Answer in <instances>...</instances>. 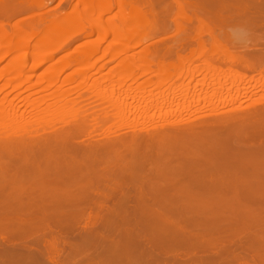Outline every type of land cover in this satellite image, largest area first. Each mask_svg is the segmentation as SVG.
<instances>
[{"label": "bare ground", "instance_id": "obj_1", "mask_svg": "<svg viewBox=\"0 0 264 264\" xmlns=\"http://www.w3.org/2000/svg\"><path fill=\"white\" fill-rule=\"evenodd\" d=\"M63 1L64 0H58L56 3L53 2L55 3L54 5L51 4L52 6H50L49 2L52 3L51 0H0V264H57L59 262L57 258L59 257L62 259V264H74L76 258L77 262H75V264H264V232H251L250 230L252 227L250 225L247 226L251 227L248 228L250 231L249 234L245 222L244 225L246 228L243 224V228L237 226L236 228L238 229L235 227H233V229L232 224V226L229 224H224L226 225L225 227H218L220 226L219 223L217 227L220 230H217V227L210 228L214 225L207 224V226L200 225V227L202 226L203 228H200L198 224L196 226L199 227V229H197L195 226L197 218L194 216L192 219V221H195L194 223L191 220L190 222H185L186 220H182L180 222L178 221L179 219H177V221L174 220L175 222L167 221V225H164V228L167 227L165 230L163 227L158 229L155 228L154 230H156L157 233L154 230L152 231L149 229L150 231L155 232L157 235H151V237H146L145 233L147 231H143L144 236L140 237L139 235L143 234L140 230H138L139 228H131L128 225L129 229H135V231H140L141 233H136L134 230L130 229L131 232H133L129 233L131 234L129 236H127L128 233L126 232L125 235L127 234V238L122 235L119 236L118 234L117 236H119V239L116 241L118 243L117 244L114 242V232L116 231L114 228L118 225L115 223L116 218L112 220V218L116 217L117 215L119 216L120 213L124 212V209L126 211L132 207L135 208L136 206H132L134 204L143 205L144 203L145 206L143 207L152 208L154 205H156V201L160 200L158 199L161 198L160 196H163V199L164 196H166L165 202H168L167 199L170 195V197H174L176 199L177 196H180V199L186 198L184 199L186 200V205H181L182 203L179 204V206L181 205L183 208H193L195 206H200V204H203L204 201L207 202L208 200L209 203L211 201H215L216 199L219 200L220 197L218 198V196H225V193H218L222 190V188H219L221 190H217V187H212V185L210 188H205L206 185L203 186L202 183V185L200 184L198 187H196L197 184L196 186H194L195 184L192 185L189 183L191 178H188L190 180L189 182H187L188 179H186V181L183 183L173 182V177H170L171 182L168 181L170 178H168L167 175H172L170 174L171 170H168L169 168L164 167L162 164V168L160 164L157 163L155 165L153 164L154 166L150 165L151 167L153 166L152 169L150 167H145L146 163L148 164V161L149 164H151L154 156H159L157 154L159 151L163 153V151L166 149L167 152V148L169 149L170 147L175 151V148L172 147L174 145L170 144H174V142L177 140L176 136L180 137L181 135V137H184L185 134L186 136L188 134V137H190L191 135H194V133L192 132L193 134H189L188 132L191 131L182 130L188 127H180L178 129L180 131H157L156 129V131H148V128L146 127V129L145 126H143L147 131H145L144 128H142L140 131V125L135 126L134 123L136 124V122L133 123V120L138 121L139 119L137 120V118L140 117L139 114H142L141 111L144 109L142 108V110L141 107L139 109H135L139 113L138 114L136 111L137 115L135 113V119L134 116L133 118H127L128 113L126 114L125 112H128L130 109L127 108V110L124 112V104L127 105V103L130 102L129 105H127L130 107L132 101L126 102L128 99L123 100L122 97L127 96V92L130 91L140 93V91L144 90L145 88L143 86H147V83L149 84L151 81L149 79H151V77L154 78V76L157 83L152 84L156 85L154 89L156 90L155 93H158L159 97L161 98L160 101L165 99L166 96L169 98L175 96L176 98L177 92L174 91L171 94V86H174L175 89L180 88V92L182 93V91H184L183 94L186 96L187 93L195 89L196 85L199 87L200 84L204 85V88L201 90L199 95L195 93L193 95L189 94L190 98L184 99L180 103H177L179 104L178 106L176 104L177 107L175 106L173 109L170 106V108H168L170 111L169 114H173L171 116H174V112L179 114L184 110H186V113H184L187 114V117H189L188 113L196 114L191 118L189 117L190 119H187L186 115L184 116V119V117L181 115V118H177V126L190 125L191 127L193 124L192 127L194 128L200 124L201 126H198L200 129L202 127L206 128L204 126L207 125L212 126L211 124H214V122L226 125V117H233L231 120L229 118V121H233L234 117H239V119L237 118L239 124L242 122V119L246 118L247 121V119L249 120L250 118L255 124L262 122V124L259 123L262 126L264 123V0H73L72 2L70 1L71 5L69 2L62 6ZM66 6L70 7L68 11L65 10L67 8ZM108 12L113 13L105 17ZM234 27H237L238 30L239 28L246 30L249 33H247L248 36L245 37V35H243L244 38H241L231 35L230 33L232 32H229V30L231 28L233 29H231L232 31L237 29ZM171 28H173L174 31L172 29L171 35L165 36L164 31L167 30L170 32L169 29ZM162 31L165 37H162V35L160 37L156 35H159V33ZM234 33L235 32H233V34ZM148 34L149 36H151V34L152 36L155 34L158 38L154 40L149 38ZM146 35L148 38L145 37ZM77 39L82 41L77 43L75 46L70 47L69 45H74L72 42ZM145 39H150V43L153 44L148 43L150 45L149 46L147 43H145ZM132 42L134 44H132ZM146 42H149V40ZM140 43L144 44L142 45L144 47L140 45L142 48L138 52L136 49L139 48L138 44ZM133 49H135L136 52L134 53L136 54L130 53ZM58 55H60V57H58ZM173 55L176 56L177 61L175 57L173 58ZM214 56H217V58ZM106 60H109L108 62H110V60L116 61V65L113 64L114 66L111 67L109 71V86L107 88L101 87L100 79H98V77L96 79L95 75H93V81L88 83L87 79H89L93 73L99 71ZM195 61L199 62V65H196ZM71 66L74 67L71 69L72 71H69L68 73L66 72V75L61 77V74L64 73V70L66 68H70ZM136 66L139 69V73H136L134 70ZM37 69L41 70L38 71ZM94 69L97 71L94 72ZM202 70L206 71L203 72ZM201 71L204 73L201 76L203 79L199 78L202 79V81H193L191 86V83H189L191 81L190 79H192V76H194L196 73L198 75V73ZM253 72L257 73L259 77L255 78L256 76L252 75ZM207 73H209L210 76H207L208 78L206 79L205 74ZM183 74L184 76L182 80L186 77V75L187 77L191 75L189 77L190 79L185 81V84L183 82L181 83L183 86L180 85L177 87L176 84L173 85L174 80H170L169 83L168 80L173 79L171 77H175L174 79L177 81L179 80L177 77ZM102 77L104 76L102 75ZM139 77H143L142 79L144 82L141 79V84L139 82L137 83L138 85L135 84L134 86L132 85V81L130 84H124L125 80L130 78L136 80V78L139 79ZM204 78L208 81H206ZM101 80L103 81L102 78ZM252 81L255 83H251ZM78 89L80 91L87 90L91 92L93 95L99 98L98 100L101 103L103 102V105L106 102L107 105L105 104L104 107H108V105L112 106L110 110H112L111 112H114L115 116L119 119V123L121 122L123 126L126 124L135 126L133 128H137L138 131H135L133 128V130L131 129L132 131H120L121 129L119 131H110V129L106 130V128H108L111 123H108L109 125L106 123V125H108L106 127L105 122L107 120H109L108 122H112L109 117L111 116V112L108 113L107 110L103 111V109L106 108H103L102 111L99 108V112L95 113L94 111V113L91 114L92 112L90 113V111L86 112L87 109L85 111L84 108L83 110L80 109V107L82 108V105L79 106L77 103L78 101L76 104H74L76 98H70L71 93H77V97L81 98L80 91H77ZM177 90L179 92V89ZM104 92H106V94ZM119 92L124 93V95L119 97ZM139 93L130 95L131 99L137 101L138 97H142L141 95L138 96ZM259 93L261 94L260 96L258 95ZM136 95L137 97L135 100ZM154 96L155 94L153 97ZM184 98H187V96ZM198 98H201L200 101ZM241 98H243V100ZM143 99L141 98V101ZM249 99L250 101H248ZM244 100L246 102L241 104V102ZM138 101L140 102V99ZM144 101L147 100L145 99ZM170 101H172V99ZM170 101H168V103L172 104ZM234 101L237 103L235 104ZM164 103L166 102L163 100L162 104ZM232 103H234V105ZM73 105L77 106L75 107ZM137 105L139 106V104ZM226 105L228 106L225 107ZM127 106H125V108ZM142 107H144V105H142ZM114 108H116V111ZM135 108L138 107L135 106ZM170 109L174 112H172ZM145 113L143 112V114ZM197 113H201L203 116L214 115L212 122H209V119H212L211 117H209V119H207V117L206 119L208 122H205V116L203 117L201 114L197 115ZM158 114L161 116L162 112L161 114ZM163 114H168L167 109ZM150 115L153 116V114ZM93 116L96 118L94 119ZM144 117H140L141 119L137 122V124L139 122H144ZM146 118L144 119L147 120ZM152 118L153 117L150 116V119ZM222 118L223 120L224 118L226 120L223 121L221 120ZM236 118L234 120L235 122H237ZM217 120H219V122L223 121L225 123H219ZM164 123L163 125H165ZM206 123L208 124L205 125ZM230 123L233 124L232 122ZM202 124L204 125L202 126ZM247 124H249V122H247ZM142 125L145 124L142 123ZM219 126L222 127V125ZM245 126L246 125L244 124V127ZM192 127L191 129H193ZM255 127H257V124ZM255 127L252 126L254 129L250 127V130L245 128L248 130L243 129V133L247 132L248 134H251L252 132H258L260 127H257L259 130L257 129L254 131ZM233 128H231L232 131L229 129L228 131L233 133ZM236 128L239 129V127ZM113 129L116 128L114 127ZM124 129L126 128L124 127ZM262 131H264V129H262ZM200 133L203 134V132ZM207 133L204 129V134L208 135ZM212 133H214V131ZM235 134H237V131ZM199 135L200 134H198V136ZM242 135L243 136L239 135V137L245 138L244 134ZM198 136H196V138ZM201 136L204 135H200V137ZM252 136H254V133ZM170 137L172 139L174 137L176 140L171 139L174 141L171 142ZM191 139L193 140L194 138ZM191 139L189 138V141H191ZM163 140L164 142L167 141V144H165L170 146H167L166 148ZM199 140L201 141V138ZM177 141L179 142V140ZM183 141L180 143H183ZM236 141L237 140H235V142ZM197 142L199 141L197 140ZM201 145H204L203 147L208 148L206 144L201 143ZM211 145L212 144L209 143V146ZM202 146H200V144L198 145V147ZM196 147L197 146L194 148L195 150ZM187 148L190 149L189 146ZM187 148H182L178 152H181V150H186ZM162 149L164 150L162 151ZM213 149L211 146V150H217L215 147H213ZM211 150L209 151V154L210 152H213ZM199 151H196L197 155H199L198 153L203 152V150L200 152ZM206 151L208 153V149H206L205 152ZM105 152H107L106 155L109 154L107 155L109 162L112 160L111 162L114 164L118 163L119 165L121 163L123 165L126 160H131L130 164L128 161H126L125 164H129L128 166H121L120 164L121 168L129 167L126 170L134 168L135 170H131V172H136L138 169H143L144 167L147 168V170L149 168L151 170L155 168L154 171H152L154 172L153 175H155L154 181H150V179L153 180V177L149 176L152 178L148 179V182L145 180V183H143L142 180H138L142 183L138 182L137 184H134L136 180L133 181L134 179H132V175H129V178L124 175L125 172L120 174L119 170H116V172L118 171L117 173L119 174V177L122 174L124 175L122 178H118V174H115V170L113 171V169H111V171L115 175H112L113 177L116 176L117 178H111L110 168H112L111 166L114 164L109 163V165L105 163L106 165H104L105 161L108 162V159L105 158ZM207 153L206 156L209 155H207ZM213 154L214 153L210 154L209 156H212ZM110 155H112L113 158H110ZM217 155L221 157L220 154ZM129 156L133 157L134 159H138V161L136 162L135 159L132 162V159H129ZM161 156L163 155L161 154ZM201 156L202 155H200V158ZM215 156L216 154H214L213 157L215 158ZM250 157L252 158L251 155ZM119 158L122 160L126 158L127 159L124 162L120 159V161L123 162L122 163L119 161ZM211 158L212 157H209L210 160L207 158L210 164L209 167H211L212 164V167H215V169H223L222 171L224 173H220L221 169L216 170L217 173L213 170L214 168L212 169L213 171H210V168L207 167L208 164H205V168L209 169H207L208 171L206 169V171H201L202 166H199V169H201L200 172H210L208 177L210 174L214 176L217 175V177L212 176V179L210 178L211 176L209 177L210 179L208 180L211 181L210 184L216 182L221 184L220 180L222 175H229L225 171L230 172V174L233 175V172L231 173L230 171L231 169L233 171L236 170V175L235 177H231V181L229 179L230 182H232V179L236 180L233 181L235 184H237L236 182H238V180L239 182L245 178H247L246 180H249V176L245 175V167L251 166L249 168H251L250 170L252 171L256 165L259 166V164L253 165V163H241L242 165H240L238 162L239 164H234L233 160L232 165H229L231 159H226V162L228 161L229 164H225L226 162L224 160L223 163H221L222 160L219 161V159L217 160L215 158V161H218L216 164L213 163V161L211 163ZM224 158L225 157H223V159ZM238 158H236L237 161L239 160ZM259 158L258 160L260 161ZM116 159H118L119 162ZM204 160L207 161L206 159ZM212 160L214 159L212 158ZM166 165L168 166V164ZM173 165L169 167L174 169ZM176 165L177 167L178 165L180 166V164ZM176 165L174 166L176 167ZM260 165L264 164L261 163ZM114 166L116 168L117 165ZM121 168L119 169L122 171L123 168ZM165 168L168 169L166 170ZM196 168H198V165H196ZM259 168L261 170L264 169V167L262 168L261 166H259ZM238 169H241L240 172L243 171L242 173H244L243 175L245 176H243L242 173H239ZM123 170L125 171V169ZM261 170H259V172ZM144 171L146 170L144 169ZM191 171L196 170L194 169ZM188 173L192 172L189 171ZM238 173L240 175H238ZM202 174L199 176L200 174L198 172L196 175L201 178L199 181H202V177L203 180L205 176L207 177V174L205 175L204 173V176H202ZM246 174H248V172ZM249 175L251 174L249 173ZM162 176H165V178ZM196 176L191 174L192 180L193 177ZM225 176H223V178H228ZM126 177L127 179L129 178L133 181V184L131 183L133 186H128L126 189V185L125 190L124 186L122 185L126 184ZM180 177L181 179L183 178L182 176ZM109 179H114L115 181L112 180L111 183V180ZM124 180L125 182L120 183ZM214 180L217 181L215 182ZM227 180L225 182H228L229 184L230 182ZM224 181L222 182L224 183ZM226 187H223V189ZM196 189L199 190L197 191ZM208 189L213 193H210L209 195L206 194ZM119 190L122 192L121 195L119 194ZM230 192H232V195H234V193H236V195L238 194L235 188L230 189L229 193ZM245 192L243 193L245 194ZM110 195H112V199H115L116 196L126 198V196L129 197L132 195L131 198H135H132L131 200L137 199L140 203L134 202L132 205L129 204V208L126 206L128 203L127 202L125 204L126 207H124V205L121 203L123 201H121L122 199L120 197H117V200L119 201L117 202L116 199V201H113L110 198ZM114 196L115 198H113ZM155 196H157L156 201V198H154ZM181 196H184V198H181ZM172 198L171 201L173 203L175 201H173ZM208 198H211L210 201ZM224 198H229L228 194ZM239 199L240 198H238V200ZM123 200L125 199L123 198ZM229 200L232 199L230 198ZM91 202L92 204H90ZM147 205L149 207H147ZM220 205L221 204L216 207L218 208ZM85 207H91V211L95 212L96 218L99 217L100 220L102 219V222H100V220H97V222L102 224L97 225L99 227L96 228H91V226L84 228L82 226L84 230H81L82 228L79 229L80 232L77 231V233H79L78 236L74 238L72 237L71 240L69 239V241L66 239L68 241L67 252L65 254V251H63L65 255L61 253L60 255L59 252L62 250L59 251L57 247H62V241H65V239H62L64 237V233H67L69 236L66 230L69 229L70 233L73 232V229L69 228L72 227L71 225L69 226V224H73V226H75L74 223L77 222L79 220L78 217L81 216L80 212H83L81 217L86 215ZM161 207H163V205ZM166 207H168L167 204ZM191 208L189 210H191ZM119 209L123 210L121 211ZM153 209L154 208H152V210ZM115 210H117L119 213L117 212V214ZM157 210L159 211V209ZM145 212L147 211L145 210ZM203 212L201 210V213ZM220 212L222 211L206 214L208 217L209 215L213 217L220 215L216 218L221 219L227 214L229 221L231 218H233L232 215H234V219H238V216L240 215L239 213H241L243 216L246 215L245 218H241L244 221H246V218L250 219L249 221H251V218L255 217V213L252 212ZM76 213L77 215H74L75 218L71 217L72 214ZM235 213L239 215H236ZM206 214L203 213V215H198L202 216V218L204 216L207 219L205 216ZM229 214L232 217L229 218ZM241 215L239 217H242ZM95 216H92V218H95ZM249 216H251V218ZM256 216H258L256 218L259 220V214H256ZM262 216L263 215H261L260 218ZM81 217L80 219H83ZM162 219L164 220V218ZM206 219L204 220L206 221ZM73 220H75V222ZM254 220L257 221L255 218ZM90 221L91 220L88 218V223ZM187 221H189V218ZM229 221H227V223H229ZM116 222H119V219ZM183 222L187 223V225L188 223H193L192 226H190V224L188 225V227L190 226L191 229H188V227L185 226L186 224L183 226ZM225 222L226 220L223 221V223ZM223 223H221V225ZM50 224L51 226L52 224L54 225L52 226L53 228L56 226L55 230L53 229V234H56L57 236L51 233L52 230L50 231V229H47L50 228ZM83 224H87V222ZM168 224L172 225V227ZM228 225L231 226L232 230L229 227V229L226 231L229 232L231 230L230 233L227 234L226 231L225 233H222L224 232L222 229L228 228ZM124 227L126 228V226ZM168 227L171 228L169 229ZM129 229L127 228L126 230L130 232ZM112 230L115 231H113V234H110ZM161 230L164 231L162 232ZM238 230H240V235L243 231L248 232H246L247 234H244V236L247 237L244 241L242 240L245 238L244 236L242 239H239V237H241L243 234L239 236V233H234L232 236L233 231L236 232ZM262 230H264V228ZM54 231L57 233H54ZM122 231L120 233H124L125 230ZM159 231L162 235L158 234ZM217 231H222V234H218ZM254 232H256V234H252ZM235 235L237 236L236 238L234 237ZM61 236L62 238H60ZM28 237L31 238L27 240L29 242L26 241L21 244L17 243V245L14 244V242L10 245V242L8 241H17L20 239L24 240V238L26 240ZM122 237L126 238L127 240ZM120 239L121 241H129L127 242L128 245L126 242H124V244L126 243V246L128 247V252L124 255L118 251L120 249L123 251V247L127 248L123 242L120 241ZM7 242H9V245H5ZM64 244L67 243L64 242ZM118 245H120V249ZM214 248L217 250L213 251ZM91 249L95 251L94 254L96 253L93 256H90L88 252L91 251ZM207 253L209 255H207ZM55 254L57 255V258H55ZM199 254H201L202 257ZM62 255L64 257H62ZM134 255H137L136 257H139V259L141 257V260H138V258H136ZM79 256H82V258ZM86 256L87 258H84ZM78 257L81 260H79Z\"/></svg>", "mask_w": 264, "mask_h": 264}, {"label": "rangeland", "instance_id": "obj_2", "mask_svg": "<svg viewBox=\"0 0 264 264\" xmlns=\"http://www.w3.org/2000/svg\"><path fill=\"white\" fill-rule=\"evenodd\" d=\"M51 1H52V3L49 2V5H50V6H52L51 4L54 5L58 0H56V1H55V0H51ZM70 1L72 2L73 0H64L63 3H62V6H63V5H66V3H69ZM53 2H55V3H53ZM71 2L69 3L70 5H71ZM69 4H68V5H69ZM49 5H48V7H49ZM68 5H67V6H68ZM67 6H66V7H67ZM69 8H70V7H67L65 10L68 11ZM112 13H113V12H111V13L108 12V13L105 15V17L108 16V15H110V14H112ZM234 28H237V27H234ZM172 29H173V28L169 29V30H170V32H169V31H167V30H168V28H167V30L164 31V35H165V36H169V35H171V30H172ZM231 29H232V28H231ZM231 29L229 30V32H232V33H230V34L233 35V36H237V37H241V38H244L243 35H245V37L248 36V35H247L248 32H247L246 30H244V29H240V28H239V30H238V28H237V29H235L236 31H235V30L232 31L233 29H232V30H231ZM173 31H174V29H173ZM168 32H169V33H168ZM233 32H235V33L233 34ZM166 33H167V34H166ZM248 34H249V33H248ZM156 35L159 36V37H160L161 35H162V37H165V36L163 35V31H162L161 33H159V35H158V34H156ZM156 35L154 34V35L152 36V34H151V36H152V37H151V36H149V34H148V37H149V38H152V39H154V40H156V39L158 38ZM155 36H156V38H155ZM205 36H207V35H205ZM205 36H204V37H205ZM145 37H147V35H146ZM148 37H147V38H148ZM153 37H154V38H153ZM206 38H207V37H206ZM147 40H149V42H146ZM75 41H76V42H75ZM81 41H82V40H80V39H79V40H78V39H77V40H74V42H72L74 45H69V46H70V47H73V46H75L77 43H79V42H81ZM152 41H153V40H152ZM150 42H151L150 39H145V43H147V44H148V43H149V44H153V43H150ZM153 42H154V41H153ZM141 43H142V42H141ZM141 43L138 44V47H139V48L136 49V51L138 50V52H139V50H141L142 47H144V46H142V45H144V44H141ZM143 43H144V40H143ZM132 44H134V43L132 42ZM149 44H148V45H149ZM140 45H141L142 47H141ZM131 46H133V45H131ZM149 46H150V45H149ZM149 49H150V48H149ZM133 50H134V51H133ZM133 50H132L130 53H131V54H136V53H134V52H136L135 49H133ZM60 55H61V54H60ZM60 55H58V57H60ZM58 57H57V59H58ZM174 57H175V59H176V61H177V58H176L175 55H173V58H174ZM214 57H215V56H214ZM215 58H217V56H216ZM175 59H173V60H175ZM7 61H8V60H7ZM108 61H109V60H106V61L104 62V65H102V67L100 68L99 71H97V70L94 69V72H95V71H97V72L93 73L92 76H90V78L87 79V80H88V81H87L88 83H91V82L93 81V79H94V76H93V75H95V78H96V79H97V77H98V79H100L101 87H103V88L106 87V88H107V87L109 86V84H110V80H109V79H110V78H109V71H110V68H111V67H113L114 65H116V61H111V60H110V62H108ZM176 61H175V62H176ZM114 62H115V63H114ZM4 63H5V62H4ZM6 63H7V62H6ZM195 63H196V65H199V62L195 61ZM197 63H198V64H197ZM200 63H201V62H200ZM113 64H114V65H113ZM111 65H112V66H111ZM201 65H202V64H201ZM191 66H192V65H191ZM41 67H42V66H41ZM41 67H40V68H41ZM185 67H186V65H185ZM42 68H43V67H42ZM42 68H41V69H42ZM72 68H74V67L71 66L70 68H66V69H65L66 71L64 70V73L61 74V77H62L63 75H66V74H65L66 72H67V73H68L69 71L71 72V71H72V70H71ZM134 68H135V67H134ZM41 69H39V70L37 69V70L40 71ZM92 70H93V69H92ZM134 70H135L136 73H139V69H138L137 66H136V68H135ZM136 70H137V71H136ZM202 71L205 72L206 70H202ZM202 71H201V72H202ZM90 72H91V71H90ZM201 72L198 73V75H197V73H196L194 76H192V79L189 78L191 75H189L188 77H187V75H186V77L182 80V78H183V76H184V74H183V75L177 77V78H179V80L176 79L177 81H175V79H174L175 77H171V78H173V79H169L168 81H169V83H170V80H171V81L174 80V81H173L174 83H173V82H171V83H173V85L176 84L177 87H178V86L182 85V84H181L182 82L185 84V81H188L187 79H190L191 81H190L189 83H191V86H192L193 81H195V82H198V81H200V80L202 81L203 78H202L201 76H202L204 73H203V72L201 73ZM91 73H92V72H91ZM100 73H101V74H100ZM102 73H103V74H102ZM254 73H255V72H253L252 75H253V76H256L255 78L259 77V76L257 75V73H255L256 75H255ZM263 73H264V72H263ZM208 74H209V73L205 74V75H206V79L210 76V74H209V75H208ZM102 75H103L105 78L102 77ZM199 75H200V76H199ZM252 75H251V76H252ZM207 76H208V77H207ZM63 77H64V76H63ZM137 77H138V76H137ZM143 77H144V76H143ZM143 77H139V79L136 78V80H134L133 78H132V79L130 78V79H128V80H125L124 84H125V83H126V84H130L131 81H132V85L135 86V84L139 83ZM204 77H205V76H204ZM92 78H93V79H92ZM101 78L103 79V81L101 80ZM199 78H202V79H199ZM185 79H186V80H185ZM204 79H205V78H204ZM206 79H205V80H206ZM133 80H134V81H133ZM149 80H151V81L149 82V84H151V85H149V84L147 83V86H143V87H145L144 90L141 89L143 92L140 91V93H139V92H136V93H135V92H133V91H130V92H127V91H126V92H127V96H125L126 98H125V97H122L123 100L128 99V100H126V102H127V101H128V102H129V101H132L131 104H130V107L127 106V105H129L130 102L127 103V105L123 103V104H124V108H125V106H127V107L125 108V110H124V108H123V111H124V112L127 110V108L130 109V110H132V109L134 110V111H133V110H132V111L128 110V112H127V111L125 112L126 114L128 113V117H127V118H133V116H134V119H135V118H136L135 116H136L137 113H138V111L135 110V109H139V108L141 107V109H142V108L144 109V110L142 109L143 111H141V109H140V111L142 112V114H143V112L145 113V111H146V113L143 114V115H142V114H139V113H138V114L140 115V117H142V116H143V117H144V116L147 117V118L144 117V118H146L147 120H145V119L143 118L144 122H142V123H144L145 125H142V123H140V122H139L140 124H139V123L137 124V122L141 119L140 117L137 118V120L139 119L138 121H134L133 119H130V120H133V123L136 122V124L134 123L135 126H139V125H140V126H139V127H141V129H139L140 131L142 130V128H144L143 126H145V128L147 127V128H148V131H154L155 129H156L157 131H177L180 127H181V128H184V127H188V128H189L190 125H189V126H188V125H187V126H177V122H176V121L178 120L177 118H181V117H180L181 115H182L183 117L186 115V118H187V119H190L193 115L195 116L196 114H194V113L191 114V113H190V114H191V115H190V114L188 113V116L190 117V118H189V117H187V114H185V113H186V110H184V111H182V113L180 112V113L178 114V113H176V112H174V111H172V110L170 109L172 112H174V116H171V115H173V114H171V113L169 114L170 111L168 110V108H170V106H171V108L174 109L177 103H180V102H181L182 100H184V99H188V98H190V95H189V94H192V95H193V94L195 93V94L199 95V93L201 92V90L204 88V85H200V84H199V87H198V85H196L195 89L192 90V91H190L191 93H190V92L187 93V95H186L187 98H184V97H186V96L183 94L184 91H182V93H181V92H180L181 89H180V88H177V89H179V92H178V90L175 89L174 86H173V87L171 86V88H170V92H171V94H172L174 91H176V92H177V94H176V98H175V96L172 97V98H169L168 96H166V98L163 99L164 102H166V103L162 104L163 100L160 101L161 98L159 97L158 93H155L156 90H155L154 88H155L156 85L152 84V83H155V84L157 83V82L155 81V76H154V78L151 77V79H149ZM156 80H157V78H156ZM196 80H198V81H196ZM94 81H95V80H94ZM96 81H99V80H96ZM142 81H143V79H142ZM153 81H154V82H153ZM206 81H208V80H206ZM143 82H144V81H143ZM143 82H142V83H143ZM145 82H146V81H145ZM195 82H194V83H195ZM251 83H255V82L252 81ZM140 84H141V82H140ZM143 84H144V83H143ZM178 84H179V85H178ZM186 84H187V83H186ZM137 85H138V84H137ZM153 85H154V86H153ZM176 85H175V86H176ZM141 86H142V85H141ZM182 86H183V85H182ZM182 86H181V87H182ZM143 87H141V88H143ZM152 87H153V88H152ZM146 89H147V90H146ZM148 89H149V90H148ZM152 89H154V90H152ZM77 91L79 92L80 90L78 89ZM145 91H146L147 93H146ZM148 91H149V93H148ZM152 91H154V92H152ZM104 93L106 94V92H104ZM128 93H129V94H128ZM137 93H139L138 96H140V95L142 96V97H140V98L138 97V98L140 99V102L138 101V100H139L138 98H137V101H134V99H131V97H130V95H132V94L135 95V94H137ZM72 94H73V95H72ZM76 94H77V93H71L70 98H76V101L74 100V101H75L74 104H76V102L78 101L77 103L79 104V106L82 105V108L80 107V109L83 110V108H84V111L87 109L86 112H89V111H90V113L92 112L91 114H93L94 111H95V113H96V112H99L100 109H101V111H102L103 108H106V109H103V111H104V110H107L108 113L112 111V110H110V109L112 108V106H109V105H108V107H104L105 104L107 105V103L105 102V104L103 105V104H102L103 102L101 103V102L98 100L99 98H98L97 96L93 95L91 92H89V91H87V90H86V91H85V90H84V91H80L81 98L77 97ZM118 94H119V97H121V96L124 95V93H122V92H119ZM151 94H153V95L155 94V96L153 97V95H151ZM180 94L182 95V97H181ZM262 94H263V92H262ZM24 95H26V94H24ZM143 95H144V96H143ZM146 95H149V96L151 97V99H150L149 96H146ZM183 95H184V96H183ZM258 95L260 96L261 94L259 93ZM72 96H74V97H72ZM157 96H158L159 98H158ZM177 96H178V97H177ZM188 96H189V97H188ZM136 97H137V95L135 96V100H136ZM82 98H83V99H82ZM124 98H125V99H124ZM141 98H142V99L144 98V99L141 101ZM173 98H174V99H173ZM178 98H179V99H178ZM191 98H192V97H191ZM80 99H82V100H80ZM84 99H86V100H84ZM145 99H146L147 101H144ZM153 99H154V100H153ZM171 99H172V101H170ZM198 99H199V101H200L201 98H198ZM241 99L243 100V98H241ZM97 100H98V101H97ZM148 100H149V101H148ZM173 100H174L176 103H175ZM143 101H144V102H143ZM168 101H170L172 104L168 103ZM201 101H202V100H201ZM246 101H247V99H246ZM246 101H245V100L242 101L241 104H244V102H246ZM248 101H250V99H249ZM99 102H100V103H99ZM136 102H137V103H136ZM148 102H149V103H148ZM146 103H147V105H146ZM159 103H160V104H159ZM234 103L236 104L237 102L234 101ZM234 103H232V104L234 105ZM78 104H77V105H78ZM88 104H89V105H88ZM132 104H133V105H132ZM135 104H136V105H135ZM137 104H139V106H138ZM165 104H167L168 106L165 105ZM77 105H76V106H77ZM83 105H84V106L86 105V106H85L86 108H85ZM101 105H102V106H101ZM131 105H132V106H131ZM142 105H144V107H145V106H147V107L144 108V107H142ZM178 105H179V104H177V106H178ZM73 106H75V105H73ZM76 106H75V107H76ZM79 106H78V107H79ZM135 106L138 107V108H135ZM177 106H176V107H177ZM227 106H228V105H226L225 107H227ZM163 107H164V108H163ZM166 107H167V108H166ZM99 108H100V109H99ZM250 108H251V107H250ZM98 109H99V110H98ZM145 109H146V110H145ZM149 109H150V111H149ZM164 109H165V110H164ZM166 109H167L169 115H168V114H163L164 111H166ZM92 110H93V111H92ZM108 110H109V111H108ZM114 110L116 111V108H114ZM147 110H148V112H147ZM155 110H156V111H155ZM162 110H164V111H162ZM129 111H130V112H129ZM136 111H137V113H136ZM86 112H85V113H86ZM151 112H152V113H151ZM161 112H162V115H164V116H162V115L160 116V115L158 114V113L161 114ZM184 112H185V113H184ZM135 113H136V115H135ZM165 113H166V112H165ZM175 113H176V114H175ZM183 113H184V115H183ZM148 114H149V115H150V114H153V116L150 115V116L153 117V118L150 119V116H149ZM156 114H157V115H156ZM198 114H201V113H197V115H198ZM158 115H159V116H158ZM175 115H176V117H175ZM201 115H202V114H201ZM112 116H113V118H112ZM129 116H130V117H129ZM148 116H149V120H148ZM156 116H157V117H156ZM202 116H203V115H202ZM204 116H205V122H206V121L208 122L207 119H209V117L212 118V119H209V122H212V120H213V116H214V115H204ZM204 116H203V117H204ZM248 116H249V115H248ZM93 117H94V119L96 118L95 116H93ZM109 117H110V120H112V122H113L115 119H116L117 121L115 120V121L112 123V122H108L109 120H107V121L105 122V125H106V123H107V124H108V123H109V124L111 123V124H110V126H108L109 124L106 125V127L108 126V128H106V130H107V129H108V130L110 129V131H114V130H115V131H119V130L121 129L120 131H129V130L132 131V130L134 129L135 131H136V130L138 131L137 128H136V129L133 128V127H135V126H132V125L130 126V125H128V124H126L127 126H126V125L123 126V124H121V122L119 123V122H118L119 119L115 116L114 112H111V116H109ZM163 117H164V119H163ZM183 117H182V118H183ZM200 117H201V116H200ZM207 117H208V118H207ZM155 118H156V119H155ZM158 118H159L160 120H159ZM166 118H167V121H166ZM194 118H195V117H194ZM206 118H207V119H206ZM229 118H230V120H231L233 117H232V118L229 117ZM229 118L226 117V119H227L226 122H227V123L223 122V121L226 120L225 118H224V120H223V118L221 119V120H223L222 122H219V120H217V122H219V123H225L226 125L218 124V123L214 122V124H211V123H210L212 126H208V125H207L208 123H206L205 125H207L208 127H207V126H204V127H206V128H203V127H202V128L199 129L198 126H201V125L199 124L198 126H196V125L198 124V123H197L196 125H194V126H196V127H194L195 129L192 127L193 124L191 125V127H192L193 129H191V127H190L189 129H188V128L182 129V130H184V131H191V132H188V133L190 134V133L193 132L194 135H191L190 137H188V136H189L188 134H187V136H186V134H185V136H184V134H183L184 137H181V135H180V137H179V136H176V139L179 140V142H178L176 139H174V137H173V139L170 137V141H171V142H174V141H172V140H176V141L174 142V144L170 142V143H171L170 145H174V146H176V147L172 146L173 148H175V151H174L171 147H170L169 149L167 148V146L169 147L170 145H166V144H167V141L164 142V140H165V139H164V140H163V143H164V144L166 143L165 145H166V148H167V152H166V149H165V150L162 149V151L164 150L163 153H161V151H159L160 154L157 153L159 156L157 157V155L155 154L156 156H154L153 159H152L153 162L151 161V164H149V161H148V164L146 163V165H148V166L145 165V167H147V168L150 167V168L152 169L153 166H154L156 163H157V164H160V166H161V164H162V165H164V167H168V168H169V169L167 168L168 170H171V171L173 170L172 172L170 171V174H172V175H169V174L167 175L168 178H170V177L172 178V177H173V178H172L173 182H175V183H176V182H177V183H178V182L183 183V182L186 181V179H188V178L190 179V178H191V179H190L191 181L188 179L187 182L190 181L189 183H191L192 185L195 184L194 186H196V184H197L196 187H198V185H200V184L202 183L203 186L206 185L205 188H207V187L210 188L211 185H212V187H217V190H221V189H219V188H222V190H221L220 192H218V193H221V192H222L223 194L225 193V194H224V195H225L224 197H226L227 194H228V197H229V198H224L222 194H219V195H222V197H223V198H222L221 196H218V198L220 197L219 200L221 199L220 202H219V200L216 199V200H217V201L215 200L216 202H215V201H211V202L208 203V200H207V202L204 201V203H203V204H200V206H195V207H193V208H191V207H185V208H183V207H181V205H186V202H185L186 200H184V199H186V198H184V196H181V198H184V199H180V198H179L180 196H179V197L177 196V199L174 198V197H173V198L170 197L171 195L169 196V198H168V196H167V198H168V199H167L168 202H165V200H166V196H164V199L162 198L163 196H160L161 198H158V199H160L159 201L157 200V196H155V197H154V198H156L155 201H156V200H157V201H156V205H154V204H155V203H154V204H153L154 207H152V208H154V209L156 208V209H155V210H154V209L152 210V208L149 207L148 205H147V207H149V208L143 207V206H145L144 203H143V205H142V204H137V205H135L134 202L137 203L138 200H137V199H135V200H131V199L133 198V197L131 198L132 195L129 196V197L125 195L126 198L123 197V198L126 200V202H125V200H123V198H122L121 196H116V198H115V196H114L113 198H115L116 200H117V197H120V198L122 199V200H121V199H120V200L123 201L124 203L121 202V201H120V202L124 205V207L127 206V207L130 208V205H132V204H134V205H132V206H134V207L136 206L135 208H133V207L131 206L132 208L129 209V210H126L127 212L125 211V209H124V210H123V209H119V210H121V211L123 210L124 212L120 213L119 216L117 215L116 217L112 218V220H114V219L116 218V219H115V223H117V225H118V226H115V228H114L116 231H115V230H112V231L110 232V234H111V233L113 234V231H115V232H114V239H115L114 242H115V243H117L116 241H118L117 239H119V236L122 235V236H125V237H126V235H127V234L125 235L126 232L128 233L127 236L131 235V234H129V233H132V232H133V231L131 232V230H134V231H135V229H138V228H139L138 230H140V231L142 232V234H143V231H145V232L147 231L146 233L144 232V233L146 234V237H151V235H152V236H153V235H154V236H157V235L155 234V232L157 233V231L154 230V229H155V228L158 229V228H160V227H163V228H164V227H165L164 225H167V223H166L167 221H172V222H173L174 220L177 221V219H179L178 221H180V222H181L182 220H183V221L186 220L185 222H190V220L192 221V219H193L194 216H195V218H197V219H196V224H195V226L199 224V227H200V225H202V226H204V225H205V226H207V225H214V226H211V227L208 226V227H210V228H213V227L216 228V227L219 225V223H220V226H218V227H221V226H224V227H225L227 224H229V225L232 224V225H233V226L231 225L232 228H233V227L236 228L237 226H239L240 228H243V225H244V222H245L246 227L251 225V227H252V229L250 230L251 232H252V231H256V232L259 231V232H261V233H262V231L264 232V230H262V229L264 228V220H263V219H264V172H261V171H264V169L261 170V169L259 168V166H261L262 168L264 167V165H260L261 163L264 164V131H262V129H264V128H263V127H264V126H263L264 123H263L262 126L260 125V124H262V122H261V123L259 122L260 124H259V123H256V124H257V127H260V126H261V127H260V130H259V128L255 127L256 124L253 123V120L250 119V118H249L250 121H249L248 119H247V121H246V118H244L245 120L242 119V122L239 124V122L237 121V118L239 119V117H237V118L234 117L233 121H234L235 118H236V121L238 122V124H237V122L234 121V122L236 123V126H235V123H234L233 121H229ZM242 118H243V117H242ZM113 119H114V120H113ZM184 119H185V117H184ZM150 120H151V121H150ZM153 120H154V121H153ZM201 120H202V119H201ZM221 120H220V121H221ZM240 120H241V118H240ZM251 120H252V122H251ZM172 121H173V122H172ZM189 121H191V120H189ZM189 121H188V122H189ZM243 121H245V122H243ZM116 122L118 123V125H117ZM150 122H151V123H150ZM152 122H153V123H152ZM164 122H165V123H164ZM166 122H167V123H166ZM191 122H193V121H191ZM205 122H204V123H205ZM228 122H229V123L232 122V123L234 124V126H233V124H231V123H230V124H231V125H230ZM247 122H249L250 125L247 124ZM115 123H116V124H115ZM149 123H150V124H149ZM163 123H164L165 125H163ZM169 123H170V124H169ZM174 123H175V124H174ZM215 123H216L217 125H216ZM114 124H115V125H114ZM184 124H185V123H184ZM184 124H183V125H184ZM186 124H187V123H186ZM242 124H243V125H242ZM244 124L246 125L245 127H244ZM112 125H113V126H112ZM119 125H120V127H119ZM121 125H122V126H121ZM141 125H142V126H141ZM149 125L151 126V130H150V126H149ZM166 125H168V126H166ZM203 125H204V124H202V126H203ZM219 125H222V127H224V128L220 127ZM229 125H230V126H229ZM237 125H238V126H237ZM248 125H249V126H248ZM251 125L255 127V130H254V131H256L257 129L259 130V131H258L259 133H258L257 131L251 133L252 135H253V133H254V136H252L250 133H249V134H250V136H249V134H248L247 132H246V133H243V129H244V130H248L250 127L252 128ZM128 126H129V127H128ZM148 126H149V127H148ZM160 126H161V127H160ZM214 126H215V127H214ZM216 126H217V129H216ZM226 126H227V127H226ZM247 126H248V127H247ZM114 127H115L116 129H113ZM124 127H125L126 129H124ZM153 127H154V128H153ZM156 127H157V128H156ZM230 127H231V128L234 127V128H233V133H234V134H233L232 132L228 131V129L231 130ZM236 127H239V129L236 128ZM111 128H112V129H111ZM118 128H119V129H118ZM132 128H133V129H132ZM145 128H144V129H145ZM147 128H146V129H147ZM152 128H153V129H152ZM197 128H198V129H197ZM226 128H227V130H226ZM245 128H248V129H245ZM261 128H262V129H261ZM117 129H118V130H117ZM131 129H132V130H131ZM146 129H145V131H147ZM201 129H202V130H201ZM204 129H205V132H206V133H207V131H208V133H207L208 135L204 134ZM209 129H210V130H209ZM224 129H225V130H224ZM234 129H236V130H234ZM252 129H254V128H252ZM99 130H100V129H99ZM103 130H105V129H103ZM103 130H101V131H103ZM156 130H155V131H156ZM206 130H207V131H206ZM211 130H212V131H211ZM216 130H217V131H216ZM249 130H250V129H249ZM143 131H144V130H143ZM178 131H180V130H178ZM196 131H197V133H196ZM198 131H199V133H198ZM209 131H210V132H209ZM213 131H214V133H212ZM223 131H224V132H223ZM231 131H232V130H231ZM234 131H235V132L237 131V134H235ZM238 131H240L241 133L238 132ZM200 132H203V134L200 133ZM227 132H228V135H227ZM229 132H230V133H229ZM193 133H192V134H193ZM195 133H196V134H195ZM239 133H240V134H239ZM256 133H257V134H256ZM198 134H200V135H204V136H201V137H200V135L198 136ZM242 134H244V137H245V138H243V137H239V135H240V136H243ZM247 134H248V135H247ZM215 135H216V136H215ZM232 135H233V137H232ZM245 135H246L247 137H246ZM255 135H256V136H255ZM259 135H260V136H259ZM194 136H195V137H194ZM196 136H198V137L196 138ZM213 136H214V137H213ZM230 136H231V137H230ZM251 136H252V137H251ZM185 137H186V138H185ZM187 137H188V139H187ZM199 137L201 138V141H203V140H204V141L201 142V141L199 140V139H200ZM208 137H209V138H208ZM220 137H221V138H220ZM248 137H249V139H248ZM189 138H190V139H191V138H194V139H193V140L191 139V141H189ZM195 138H196V141H195ZM198 138H199V139H198ZM217 138H218V139H217ZM233 138H234V139H233ZM257 138H258V139H257ZM167 139H168V138H167ZM167 139H166V140H167ZM171 139H172V140H171ZM184 139H185V140H184ZM186 139H187L188 141H187ZM202 139H203V140H202ZM209 139H210V140H209ZM214 139H215V140H214ZM168 140H169V139H168ZM181 140H182V141L184 140L183 143H180V142H182ZM197 140H198L199 142H197ZM235 140H237V141L235 142ZM185 141L187 142V144H186ZM192 141H193V142H192ZM206 141H207V142H206ZM210 141H211V142H210ZM223 141H224V142H223ZM244 141H245V142H244ZM262 141H263V142H262ZM215 142H216V143H215ZM261 142H262V143H261ZM168 143H169V142H168ZM192 143H193V144H192ZM196 143H197V144H196ZM201 143L206 144V146H208V148L203 147L204 145L202 146ZM207 143H208V145H207ZM209 143L212 144V145H211V146H212V149H213V147H215V148H217V150H216V149H215V150H216L217 152H218V151H219V152L217 153L216 151H213L214 149L211 150V146H209ZM182 144H183V145H182ZM188 144H189V145H188ZM190 144H191V145H190ZM199 144H200V146L203 147V149H202V147H198ZM214 144H215V145H214ZM234 144H235V145H234ZM257 144H258V145H257ZM186 145H188V146L190 147V149L187 148L188 146H186ZM193 145H194V146H193ZM218 145H219V146H218ZM192 146H193V147H192ZM195 146H197V147H196V150L194 149ZM217 146H218V147H217ZM179 147H180V148H179ZM209 147H210V150L213 151L212 153L216 154L215 158H216L217 160L219 159V161L222 160L221 163H223V160L226 162V159H227V160H230V159H231V160H230V164L228 163V161H227L225 164L228 163L229 165H232V160H233L234 164H235V163H236V164H239V163H240V165H242L241 163H245V164H246V163H250V164L253 163V165H255V164H259V166L256 165V166H255L256 168L254 167V170H252L253 172L250 170L251 168H249V167H251V166L248 165L249 167H245V169H246L245 172H246V173L248 172V174L245 173V175H246V176H249L250 179H249V180H246L247 178H245V179H243V180L240 181V182H239V180L237 179L238 182H236V183H237L238 185L235 184V182H233L235 179H234V180L232 179V182H230V181H231V177H235V175H236V170L233 171L232 169H231V170L228 169V170H230L231 173L233 172V175L230 174V172L225 171L226 173L229 174V175H226L228 178H223V176H225V174H223V175H222V178H221L222 181H224L225 179H226V180L228 179L227 181H229V179H230V181H229L230 183H229V184H228V182H225L226 180H225L224 183H223V182L220 180V178H219V180H220L221 184H220L219 182H216L217 180H216V181L214 180L216 183H211V184H210L211 181L208 180V179H210V178L212 179L213 177H217V175L214 176V175L210 174L211 177L209 176V177H210V178H209L208 175H209L210 172H209V173L204 172L205 175L207 174V177L205 176L204 180H203V177H202V181H203V182H202V181H199V180H201V178L198 177V176H196V175H197V173L199 172V174H200L199 176H201V174H202L203 172H200V170L202 169L201 171H206V170L208 169V168H205V167H206L207 164H208L207 167L210 166V164H209V160H210L209 157H212V158L214 159V160H212V158H211V163H212V161H213V163H216V162L218 163V161H215V158L213 157L214 154H213L212 156H209L210 154H212L211 152H210V154H209V151H210V150H209ZM229 147H230V148H229ZM256 147H257V148H256ZM176 148H177V149H176ZM178 148H179V149H178ZM182 148H184V149L187 148V149H189L190 151L186 149V150H183V151L181 150V152H178V151H179L180 149H182ZM191 148H192V149H191ZM197 148H198V149H197ZM204 148H205V150L208 149V153H207V151L205 152ZM225 148H226V149H225ZM238 148H239V149H238ZM246 148H248V149H246ZM252 148H253V149H252ZM193 149H194V150H193ZM200 149H201V150H200ZM220 149H221V151H220ZM228 149H229V150H228ZM254 149H255V150H254ZM259 149H260V150H259ZM119 150H120V149H119ZM168 150H169V151H168ZM191 150H192V151H191ZM197 150H198V151H199V150H200V151L203 150V152L201 153V152L199 151L200 153H198L199 155H197V152H196ZM226 150H228V151H226ZM243 150H244V151H243ZM261 150H262L263 152H262ZM171 151H172V153H171ZM184 151H185V152H184ZM194 151H195V152H194ZM222 151H223V152H222ZM250 151H251L252 153H251ZM256 151H257V152H256ZM260 151H261V152H260ZM115 152H116V151H115ZM164 152H165V153H164ZM215 152H216V153H215ZM227 152H228V153H227ZM106 153H107V152H105V158L108 159V162L105 161V162H104V165L109 164V163H112V162H111L112 160H110V162H109V158H107V157H108L107 155H109V154L106 155ZM111 153H112V152H111ZM116 153H117V152H116ZM119 153H120V152H119ZM174 153H175V154H174ZM180 153H181V154H180ZM206 153H207V155L209 154V155H208L209 157L206 156ZM223 153H224V154H223ZM225 153H226V154H225ZM229 153H230V154H229ZM231 153H232V154H231ZM258 153H259V154H258ZM261 153H262V154H261ZM161 154H162L163 156H161ZM169 154H170V155H169ZM179 154H180V155H179ZM192 154H193V155H192ZM203 154H204V155H203ZM217 154H220L221 157H219V155H217ZM233 154H234V155H233ZM239 154H240L241 156H240ZM255 154H256V155H255ZM167 155H168V156H167ZM178 155H179V157H178ZM190 155H192V156H190ZM200 155H202L203 157L201 156V158H200ZM225 155H226V156H225ZM245 155H246V156H245ZM250 155L252 156V158L250 157ZM110 156H111L110 158H113L112 155H110ZM125 156H126V155H125ZM125 156H124V157H125ZM186 156H187V157H186ZM198 156H199V157H198ZM228 156H229V159H228ZM248 156H249L250 158H249ZM126 157H127V156H126ZM129 157H130V156H129ZM155 157H157V158H155ZM161 157H162V158H161ZM165 157H166V158H165ZM204 157H205V158H204ZM206 157H207L209 160H208ZM223 157H225V158L223 159ZM238 157H239V158H238ZM243 157H244V158H243ZM253 157H254V158H253ZM257 157H258V158L260 157V158H259L260 161L258 160ZM116 158H117V157H116ZM127 158H128V157H127ZM127 158H126V159H127ZM174 158H175V159H174ZM236 158H238L239 160L237 161ZM120 159H121V158H119V161H120ZM126 159H124V160L121 159V160L124 162ZM129 159H132V162H133V160H135L136 158L134 159L133 157H130ZM168 159H169V160H168ZM204 159H206L207 161H205ZM241 159H242V160H241ZM250 159H251V160H250ZM114 160H115V159H114ZM116 160L118 161V159H116ZM175 160H176L177 162H176ZM203 160H204V161H203ZM246 160H247V161H246ZM117 161H116V162H117ZM119 161H118V162H119ZM122 161H120V162H122ZM126 161H128V160H126ZM126 161H125V163H126ZM130 161H131V160L128 161L129 164L131 163ZM135 161L137 162L138 159H136ZM160 161H161V162H160ZM165 161H166V162H165ZM178 161H181V162H178ZM195 161H197V162H195ZM214 161H215V162H214ZM243 161H245V162H243ZM257 161H258V162H257ZM116 162H115V163H116ZM123 162H122V163H123ZM128 162H127V164H128ZM169 162H170V163H169ZM171 162H172V164H171ZM174 162H175V163H174ZM185 162H186V163H185ZM238 162H239V163H238ZM259 162H261V163H259ZM105 163H106V164H105ZM125 163H124L123 165H122L121 163H120V164H121V166H124V165H125V166H128V165H129V164L126 165ZM163 163H164V164H163ZM173 163H174V165H176V164H180V166L178 165V167H177V165H176V167H175V166L173 165ZM183 163H184V164H183ZM194 163H195V164H194ZM201 163H202V164H201ZM217 163H216V164H217ZM112 164H114V163H112ZM120 164L118 165V163H116V164H114V165H117L119 168H121ZM153 164H154V165H153ZM166 164H168V166H167ZM170 164L173 165V167H174V169H175L176 171H175L173 168H172V169L170 168V167H171ZM181 164H182V165H181ZM186 164H187V165H186ZM192 164H193L194 166H193ZM205 164H206V165H205ZM219 164H220V163H219ZM245 164H244V165H245ZM109 165H110V164H109ZM114 165L111 166L112 168H110V171H111V169H113V171L115 170V174H118V173H117L118 171L116 172V170H119V173H120V174H121L122 172H125L124 175L127 176V177H129V175H132L133 178H132V177H131V178L134 179L133 181L136 180V182H134V184H135V183L137 184V183H138L139 181H141V180H142L143 183H145V180H146V182H148V181H149L148 179H150V178H152V177H153V180L150 179V181H154V179H155V177H154L155 175H153L154 172H152V171H154L155 168H154L153 170H151V169L149 168V169H148L149 171H148L147 168H145V167L143 166V167H144L143 169H138V171H136V172H135V171H132V172H131V170H135V169H134V168H132V169L130 168V169H128V170H130V171H128V170H126V169L129 168V167H126V168H123V167H122L123 169H125V171H124L122 168H121V169H122V171H121L117 166H116V168H115ZM150 165H153V166L151 167ZM165 165H166V166H165ZM191 165H192V166H191ZM196 165H198V168H196ZM203 165H205V166H203ZM158 166H159V165H158ZM169 166H170V167H169ZM190 166H191V167H190ZM199 166H200V167L202 166V168L199 169ZM164 167H163V168H164ZM185 167H186V168H185ZM193 167H194V168H193ZM203 167H204V170H203ZM161 168H162V166H161ZM176 168H177V169H176ZM209 168H210V171H213V170L216 171V170H220V169H221V168H220V169H217V168L215 169V167H212V164H211V167H209ZM213 168H214V169H213ZM247 168H248V169H247ZM144 169H145L146 171H144ZM165 169H166V168H165ZM167 169H166V170H167ZM179 169H180V171H179ZM194 169L197 171V173H196V171H191V170H194ZM197 169H198V170H197ZM205 169H206V170H205ZM212 169H213V170H212ZM256 169H257V170H256ZM136 170H137V169H136ZM141 170H142V172H141ZM150 170H151V171H150ZM208 170H209V169H208ZM208 170H207V171H208ZM222 170H223V169L220 170V173L223 172ZM224 170H225V169H224ZM226 170H227V169H226ZM240 170H241V169H238V172H239V173H242V172L244 171L243 168H242V170H243L242 172H240ZM259 170H261V171L259 172ZM120 171H121V172H120ZM127 171H128V172H127ZM189 171L192 172V173H188ZM249 171H250V172H249ZM255 171H256V172H255ZM257 171H258L259 173H258ZM138 172H139L140 174H139ZM145 172H146V173L148 172L150 175H149L148 173L146 174ZM150 172H152V173H150ZM173 172H174V173H173ZM175 172H176V173H175ZM254 172H255V174H254ZM129 173H130V174H129ZM166 173H169V172H166ZM178 173H179V174H178ZM204 173L202 174V176H204ZM216 173H217V171H216ZM216 173H215V174H216ZM223 173H224V172H223ZM239 173H238V175H240ZM249 173H250L251 175H249ZM110 174H111V175H110L111 178L113 177V175H115L114 173H112V171H111ZM112 174H113V175H112ZM151 174H152V175H151ZM164 174H165V173H164ZM173 174H176V175H173ZM181 174H182V175H181ZM189 174H190V175H189ZM191 174H193V176H194V175L196 176V177H193V180H192ZM243 174H244V173H242V175H243ZM257 174H258V175L260 174L259 177H258ZM124 175L122 174L120 177L122 178V176H124ZM133 175H134V176H133ZM165 175H166V174H165ZM186 175H187V176H186ZM245 175H243V176H245ZM252 175H253V176H252ZM255 175H256V176H255ZM261 175H263V176H261ZM117 176H118V178H120V177H119V174H118ZM143 176H144V177H143ZM149 176H152V177H149ZM167 176H166V178H167ZM177 176H178V177H177ZM180 176H182L183 178L181 179ZM212 176H213V177H212ZM226 176H225V177H226ZM229 176H230V178H229ZM114 177H116V176H114ZM114 177H113V178H114ZM127 177H126V179H127ZM145 177H146V178H145ZM148 177H149V178H148ZM162 177L165 178V176H162ZM185 177H186V178H185ZM255 177H256V178H255ZM116 178H117V177H116ZM123 178H125V177H123ZM129 178H130V177H129ZM129 178L127 179L126 182H125L126 179H125L124 181H121V182H120V183H122V182H125V183H126V184L122 185V186H124V189H125V186H126V185H127L126 189L128 188V186H129V187L133 186V185H132V184H133V181H132L131 179H129ZM136 178H138V179H136ZM140 178H141V179H140ZM163 178H162V179H163ZM171 178H170L169 180H168V179H167V180L171 182ZM195 178L198 179V180H196ZM206 178H207V181H206ZM261 178H262V179H261ZM183 179H184V180H183ZM214 179H215V178H214ZM216 179H217V178H216ZM223 179H224V180H223ZM251 179H252V180H251ZM258 179H259V180H258ZM109 180H111V183H112V180H114V179H109ZM117 180H118V179H117ZM117 180H116V181H117ZM119 180H120V179H119ZM130 180H131V181H130ZM138 180H139V181H138ZM147 180H148V181H147ZM176 180H178V181H176ZM194 180H195V181H194ZM114 181H115V180H114ZM155 181H156V180H155ZM212 181H213V180H212ZM235 181H236V180H235ZM107 182H108V181H107ZM118 182H119V181H118ZM128 182H129V184H128ZM142 182H139V183H142ZM197 182H198V183H197ZM206 182H207V184H206ZM242 182H243V183H242ZM248 182H249V183H248ZM111 183H110V184H111ZM113 183H115V182H113ZM131 183H132V184H131ZM232 183H233V184H232ZM240 183H241V184H240ZM130 184H131V185H130ZM202 184H201V185H202ZM213 184H214V185H213ZM219 184H220V185H219ZM226 184H227V187H226ZM245 184H246V185H245ZM250 184H251V185H250ZM111 185H112V184H111ZM216 185H217V186H216ZM218 185H219V187H218ZM223 185H224V186H223ZM233 185H234V186H233ZM241 185H242V187H241ZM232 186H233V187H232ZM236 186H237V187H236ZM223 187H226V188L223 189ZM229 187H230V188H229ZM239 187H240V190H239ZM244 187H245V188H244ZM246 187H247V188H246ZM121 188H122V187H121ZM202 188H203V187H202ZM232 188H235V189L237 190V193L240 194V195H238V194L236 195V193H234V195H232V192L229 193V190L232 189ZM237 188H238V189H237ZM242 188H243L244 190H243ZM248 188H249V189H248ZM126 189H125V190H126ZM228 189H229V190H228ZM196 190H197V189H196ZM198 190H199V189H198ZM198 190H197V191H198ZM226 190H227V191H226ZM241 190H242V192H241ZM119 191H120V190H119ZM119 191H117V192H119ZM213 191H214V190H213ZM231 191H232V190H231ZM245 191H247V192L249 191V192L247 193V192H245ZM117 192H115V193H117ZM120 192H121V191H120ZM120 192H119V194L121 195L122 192H121V193H120ZM243 192H245V194H244ZM210 193L212 194L213 192L209 191V189H208V191H207L206 194L209 195ZM214 193H215V192H214ZM218 193H217V195H218ZM226 193H227V194H226ZM119 194H117V195H119ZM113 195H114V194H113ZM213 195H214V194H213ZM230 195H232V196H234V197H232V196H230ZM243 195H244V196H243ZM248 195H249V196H248ZM111 196H112V195H110V198H111ZM122 196H123V195H122ZM235 196H237V197H235ZM238 196H240V197H238ZM127 197H128V198H127ZM158 197H159V196H158ZM241 197H242V199H241ZM243 197H244V198H243ZM246 197H247L248 199H247ZM134 198H135V197H134ZM134 198H133V199H134ZM154 198H152V199H154ZM171 198H172V200L175 201V202L172 203ZM230 198H231L232 200H229ZM238 198H240V199L238 200ZM95 199H96V198H95ZM111 199H112V198H111ZM115 199H112V200H113V201H116ZM128 199H129V200H128ZM162 199H163L164 201H163ZM175 199H176V200H175ZM208 199H209V198H208ZM210 199H211V198H210ZM210 199H209V201H210ZM222 199H223V200H222ZM226 199H227V200H226ZM233 199H234V200L236 199L235 202H234ZM251 199H252V200H251ZM136 200H137V201H136ZM169 200H170V201H169ZM180 200H181V202H180ZM204 200H205V199H204ZM260 200H261V201H260ZM110 201H111V200H110ZM131 201H132V203H131ZM139 201H140V200H139ZM151 201H152V200H151ZM226 201H227V202H226ZM249 201H250V202H249ZM117 202H119V201L117 200ZM127 202H128V203H127ZM157 202H158L159 204H158ZM162 202H163V204H162ZM183 202H184V203H183ZM197 202H198V201H197ZM214 202H215V203H214ZM221 202H222V203H221ZM110 203H111V202H110ZM126 203H127V205L125 206ZM138 203H140V202H138ZM171 203H172L173 205H172ZM175 203H176V205H175ZM177 203H178V204H177ZM181 203H182V204H181ZM199 203H200V202H199ZM247 203H248V204H247ZM90 204H92V202H91ZM129 204H130V205H129ZM166 204H167L168 207H166ZM168 204H169V205H168ZM179 204H181V205L179 206ZM214 204H215V205H214ZM219 204H221V205H220V207L217 208L216 206H219ZM138 205H139V207H138ZM141 205H142V206H141ZM153 205H152V206H153ZM158 205H159V206H158ZM162 205H163L164 208L161 207ZM177 205H178L179 207H178ZM196 205H199V204H196ZM204 205H205V207H204ZM207 205H208V206H207ZM89 206H90V205H89ZM157 206H158V207H157ZM202 206H203V207H202ZM213 206H214V207H213ZM230 206H231V207H230ZM235 206H236L237 208H236ZM91 207H92V206H91ZM91 207H85V209L88 211V214H87V211L84 209L85 212H86V213H85V212H84V213H85L86 215L83 214V215H84L83 217H81L83 212H80V213H81V216H80V215H79V216H80L81 218H83V219H80V217L77 216L79 220H78L77 222H75V220H73V221L75 222V223H74L75 226H73V224H69V226L71 225L72 227H69V226H68V227H69L70 229L72 228V229H73V232L70 233V230H69V229H68L69 231L65 229V230L68 232L69 236L67 235V233H66V234L64 233V237L62 238L63 234H62V236L60 237V238H62V239H65V241H64V240L62 241V247H57L59 251L62 250L61 252H59V254H60V253L63 254V255L66 254V252H67V248H68L67 246H68V241H69V239L71 240L72 237L74 238V237L78 236L79 233H77V231L80 232L79 229L82 228L81 230H84L83 227H84V228H88V226H89V227L91 226V228H96V227H99V226H97V225H101V224H102V223H100V222H102V219L100 220L99 217H97L98 219L96 218V216H95V212L91 211V210H92ZM124 207H122V208H124ZM141 207H142V208H141ZM200 207H201V208H200ZM215 207H216V208H215ZM221 207H222V208H221ZM140 208H141V209H140ZM166 208H167V209H166ZM169 208H170V209H169ZM179 208H180V209H179ZM181 208H182V209H181ZM187 208H188V210H187ZM190 208H191V210H189ZM195 208H196L197 210H196ZM214 208H215V209H214ZM225 208H227V209H225ZM126 209H127V208H126ZM132 209H133V210H132ZM157 209H159V211H158ZM161 209H162V210H161ZM168 209H169V210H168ZM176 209H177V210H176ZM183 209H186V210H183ZM199 209H200V210H199ZM136 210H137V212H136ZM142 210H143V211H142ZM145 210H146L147 212H145ZM148 210H149V211H148ZM150 210H151V212H150ZM182 210H183V211H182ZM201 210H202V212L204 211V212H203L204 214H206V213L210 214V213L217 212V211H218V212H219V211H222V212L224 211L225 213L228 212V211H229V213H230V212H235V211H236V213H237L238 211H239V212H242V211H243L242 213H244V212H245V213H246V212H250V213H251V212H252V213H255V217L251 218V216H249V217L251 218V221H249L250 219H248V218H246V219H245L246 221H244V220H242V219L245 218L246 215L243 216V215H241V213H239V214L242 216V217H239L240 215L235 213L236 215H239V216H238V219H236V218L234 219V215H232L233 218L230 219V221H232V222H230L229 219H228V217H227V216H228L227 214L224 215L225 217L223 216L224 218L221 216L222 219H221V218H216L218 215H217V216H214V217L209 215V217H208V215L206 214L205 216L207 217V219H208V220H207L204 216H203V218H202V216H200V215H203V213H201ZM234 210H235V211H234ZM252 210H253V211H252ZM89 211H90L91 213H90ZM115 211H116V213L118 212L117 210H115ZM121 211H120V212H121ZM180 211H181V212H180ZM212 211H213V212H212ZM139 212H142V213H139ZM143 212H144L145 214H144ZM164 212H165V214H164ZM189 212H190V213H189ZM197 212H198V214H200V215H198ZM222 212H220V213H222ZM260 212H261V213H260ZM102 213H104V212H102ZM102 213H101V215H102ZM118 213H119V212H118ZM118 213H117V214H118ZM129 213H130V214H129ZM179 213H180V214H179ZM182 213H183V214H182ZM232 214H233V213H232ZM256 214H257V215L259 214V220H257L258 218H256V217H258V216H256ZM260 214L263 215L261 218H260V216H261ZM74 215H77V213H76V214H72L71 217H74ZM88 215H90V216H88ZM103 215H104V214H103ZM114 215H115V214H114ZM114 215H113V216H114ZM124 215H125L126 217H125ZM133 215H134V216H133ZM156 215H157V216H156ZM158 215H159V216H158ZM211 215H212V214H211ZM92 216H95V218H94V217L92 218ZM120 216H121V217H120ZM197 216H200V217H197ZM219 216H220V215H219ZM219 216H218V217H219ZM232 216L229 214V218L232 217ZM77 217H76V218H77ZM84 217H85V218H84ZM90 217H91V218H90ZM167 217H168V220H167ZM190 217H191V219H190ZM235 217H236V216H235ZM74 218H75V217H74ZM86 218H87V219H86ZM88 218L91 220L89 223H88ZM122 218H123V220H122ZM162 218H164V220H163ZM188 218H189V221H187ZM198 218H199L200 220H199ZM226 218H227V219H226ZM241 218H242V219H241ZM254 218H255L257 221H255ZM93 219H95V220H93ZM118 219H119V222H116V221H118ZM204 219H206V221H205ZM211 219H212V220H211ZM219 219H220V220H219ZM223 219L226 220L225 223H223V221H225V220H223ZM232 219H233L234 221H233ZM239 219H241V220H239ZM247 219H248V220H247ZM81 220H82L83 222H82ZM85 220H87V221H85ZM97 220H98V221L100 220V222H97ZM128 220H129V221H128ZM197 220H198V222H197ZM236 220H239V221H236ZM93 221H94V222H93ZM124 221H125V222H124ZM164 221H165V222H164ZM202 221H204V222H202ZM207 221H208V222H207ZM209 221H210V222H209ZM213 221H214V222H213ZM215 221H216V222H215ZM227 221H229V223H227ZM253 221H254V223H253ZM259 221H260V222H259ZM63 222H64V221H63ZM66 222H67V221H66ZM86 222H87V224H83V223H86ZM96 222H97V223H96ZM113 222H114V221H113ZM121 222H122V223H121ZM163 222H164V223H163ZM174 222H175V221H174ZM185 222H183V226L186 224L185 226L188 227V225H189L190 223H188V225H187V223H185ZM192 222L194 223L195 221L193 220ZM212 222H213V223H212ZM239 222H240V223H239ZM246 222H247V223H246ZM255 222H256V223H255ZM68 223H69V222H68ZM68 223H67V224H68ZM72 223H73V222H72ZM98 223H100V224H98ZM115 223H113V224H115ZM165 223H166V224H165ZM193 223H192V224H193ZM208 223H209V224H208ZM216 223H217V225H216ZM221 223H223V224L221 225ZM238 223H239V224H238ZM82 224H83V225H82ZM122 224H123V225H122ZM130 224H131V225H130ZM169 224H171V223H169ZM169 224H168V225H169ZM192 224H190V226H192ZM206 224H207V225H206ZM224 224H226V225H224ZM240 224H241V225H240ZM242 224H243V225H242ZM76 225H77V226H76ZM128 225H129L131 228H135V229H131V228H130V229H131V230H130ZM229 225L227 226L228 228H223V227H222V228H223L222 231H224V232H222V231L218 232V231H217L218 234L221 233V232H222V233H225V231L228 230L229 227L231 228V226H229ZM245 225H244V227H245ZM52 226H54V225L52 224ZM52 226H51V224H50V228H47V229H48V230L50 229V231L52 230L51 233L53 234V229L55 230V227H56V226H55L54 228H53ZM63 226H64V225H63ZM66 226H67V225H66ZM82 226H83V227H82ZM122 226H123V227H122ZM124 226H126V228H125ZM127 226H128V227H127ZM153 226H154V227H153ZM169 226L172 227V225H169ZM190 226L188 227V229H189V228L191 229ZM193 226H194V225H193ZM202 226H201V227H202ZM46 227H47V225H46ZM46 227H45V228H46ZM48 227H49V225H48ZM171 227H168V228L170 229ZM187 227H186V228H187ZM196 227H197V226H196ZM196 227H195V229H196ZM199 227H197V229H199ZM201 227H200V228H201ZM218 227H217L216 229H217V230H220V229H218ZM246 227H245V228H246ZM251 227H247V230H248V228H251ZM122 228H125V229H122ZM127 228L130 230V232L126 230ZM184 228H185V227H184ZM202 228H203V227H202ZM210 228H209V229H210ZM232 228H231V230H232ZM240 228H239V229H240ZM261 228H262V229H261ZM77 229H78V230H77ZM121 229H122V230H125L124 233H120V232L122 231ZM149 229H151L152 231L154 230L155 232H152V231H150ZM161 229H162V228H161ZM165 229H167V227L164 228V230H165ZM193 229H194V228H193ZM216 229H215V230H216ZM233 229H234V228H233ZM236 229H238V228H236ZM258 229H259V230H258ZM260 229H261V231H260ZM48 230H46V231H48ZM65 230H64V231H65ZM117 230H119V231H117ZM148 230H149V231H148ZM159 230H160V229H159ZM164 230H163V231H164ZM231 230H230V231H231ZM71 231H72V230H71ZM75 231H76V232H75ZM140 231H138V232L135 231V232L140 234V233H141ZM161 231H162V230H161ZM163 231H162V232H163ZM230 231H229V232L226 231L227 234H229ZM239 231H240V230H238V231H236V232L233 231L232 236L234 235V233H237V234H238ZM248 231H249V230H248ZM250 231H249V234H250ZM122 232H123V231H122ZM244 232H245V231L241 232V235L243 234L242 236L240 235V233L238 234L239 236H241V237H239V239H242V237L244 236V234H247V233H248L247 231H246L247 233H246V232L244 233ZM256 232H254V233H252V234H256ZM54 233H57V232L54 231ZM62 233H63V232H62ZM74 233H75V234H74ZM105 233H106V232H105ZM107 233H108V232H107ZM160 233H161V232L159 231L158 234H160ZM222 233H221V234H222ZM118 234H119V236H117ZM123 234H124V235H123ZM139 234H138V235H139ZM263 234H264V233H263ZM53 235H56V234H53ZM70 235H71V236H70ZM115 235H116V237H115ZM160 235H162V234H160ZM56 236H57V235H56ZM139 236H140V237H141V236H144V234H143V235L140 234ZM69 237H70V238H69ZM234 237L236 238L237 236L235 235ZM244 237H245V236H244ZM112 238H113V236H112ZM120 238H121V237H120ZM122 238H124V237H122ZM126 238H127V237H126ZM126 238H124V239H126ZM246 238H247V237H245V238L242 239V240L244 241ZM29 239H31V238L28 237V238H26V240H25V238H24V240H21V239H20V240H17V241H16V240H13V241H12V240H8V241L10 242V245L13 244V242H14V244L17 245V243H18V244H21V243L26 242V241L29 240ZM66 239H68V241H67ZM126 240H127V239H126ZM22 241H23V242H22ZM66 241H67V242H66ZM120 241H121V239H120ZM120 241H119V242H120ZM9 242L5 243V245H9ZM11 242H12V243H11ZM15 242H16V243H15ZM27 242H29V241H27ZM64 242L67 243V244H64ZM121 242H123V244H124V242L127 243V242H129V241H124V240H122ZM126 243L124 244L125 246H126ZM117 244H118V243H117ZM121 245H122V243H121ZM124 245H123V246H124ZM127 245H128V243H127ZM59 246H60V245H59ZM65 246H66V247H65ZM110 246H111V245H110ZM118 246H119V249H120V248H121L120 245H118ZM63 247H64V248H63ZM126 247H127V246H126ZM59 248H60V249H59ZM61 248H62V249H61ZM123 248H124L123 251H122V249H120L121 251H120V250H118V251H119L121 254L124 255V254H126V253L128 252V251H127L128 247H127V248L123 247ZM93 249H94V248H93ZM93 249H91V251H88L90 256H91V255L93 256V255L96 254V253L94 254V252H95L94 250H95V249H94V250H93ZM111 249H112V248H111ZM111 249H110V250H111ZM125 249H126V251H125ZM216 250H217L216 248L213 249V251H216ZM56 251H57V249H56ZM63 251H65V254H64ZM88 252H87V253H88ZM57 253H58V251H57ZM208 253H209V252H208ZM208 253H207V255L210 254V253H209V254H208ZM61 254H60V255H61ZM55 255H56V254H55ZM55 255H54V256H55ZM63 255H62V257H64ZM87 255H88V254H87ZM199 255H201V254H199ZM204 255H205V254H204ZM54 256H53V258H54ZM90 256H88V257H90ZM134 256L136 257L137 255H134ZM79 257L82 258V256H79ZM79 257H78V259L81 260ZM194 257H195V256H194ZM201 257H202V255H201ZM55 258H57V255L55 256ZM84 258H87V256L84 257ZM136 258H138V260H141V257H140V259H139V257H136ZM136 258H135V259H136ZM198 258H199V257H198ZM203 258H204V257H203ZM60 259H61V257L57 258V260L60 262V264H62V263H63V262H62V259H61V261H60ZM142 259H143V258H142ZM55 260H56V259H55ZM136 260H137V259H136ZM58 261H56V262H58ZM59 262H58L57 264H59ZM61 262H62V263H61ZM75 262H77V258H76V261H75ZM75 262H74V264H75ZM68 264H69V263H68Z\"/></svg>", "mask_w": 264, "mask_h": 264}]
</instances>
